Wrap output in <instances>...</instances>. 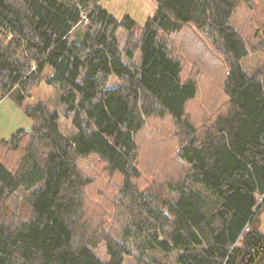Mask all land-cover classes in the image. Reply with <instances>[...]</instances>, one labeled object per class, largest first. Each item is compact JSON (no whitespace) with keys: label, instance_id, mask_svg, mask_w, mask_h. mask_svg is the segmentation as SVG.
<instances>
[{"label":"trees","instance_id":"obj_1","mask_svg":"<svg viewBox=\"0 0 264 264\" xmlns=\"http://www.w3.org/2000/svg\"><path fill=\"white\" fill-rule=\"evenodd\" d=\"M101 1L0 0V100L13 95L32 121L0 141V264H264V63L244 69L250 50L231 24L241 3L264 16V0H154L142 25ZM184 27L216 60L223 109L206 128L186 112L199 84L174 51ZM41 80L70 135L58 109L24 102ZM152 119L169 125L151 132ZM147 136L162 141L153 155ZM140 153L156 160L149 172ZM170 156L184 173L148 180ZM88 188L109 224L86 215Z\"/></svg>","mask_w":264,"mask_h":264},{"label":"rangeland","instance_id":"obj_2","mask_svg":"<svg viewBox=\"0 0 264 264\" xmlns=\"http://www.w3.org/2000/svg\"><path fill=\"white\" fill-rule=\"evenodd\" d=\"M101 5L108 12L117 17H121L126 13L129 14L133 19L136 20L139 25L144 24L146 19L151 16L156 10V3L154 0H102ZM231 24L241 34L250 50L249 54L244 57L241 62L244 69L248 73H252L256 69L261 67L264 63V49L261 48L260 45V42L264 39V16L252 12L244 3H241L231 18ZM176 34V40L174 41L173 45L175 44L174 51L180 54L182 66L185 68L183 77H196V80L199 84V91L197 93L196 99L188 103L186 112L188 115L192 116L191 118L196 117L199 119V116L202 115V125L206 128L211 124L213 114L217 111H222L223 109V105L220 101L217 104L221 105H215L216 101L214 97H216L215 93L219 92L220 84L218 76L216 75V77H213L215 76L216 72L214 68L216 66V60L213 59L207 53L206 49L196 41L197 39L191 36L192 39H190L189 41L186 40L187 38H189L190 34L185 27ZM118 39L120 41V46H123L127 39V32L123 29H120L118 31ZM255 46H257L258 49L253 50ZM188 55H192L194 61H190L189 59H187ZM135 56V60L138 61L139 53L137 52ZM209 93L210 95L208 96ZM212 100L213 102H215L211 107ZM37 101L45 102L50 109H58L60 113V129L67 135H70L73 132V127L71 126L70 121L62 115L60 108H58L60 106L57 93L50 85H47L43 80L35 82L34 86H32L30 97L26 98L24 102L26 104H33ZM201 103L205 104L207 107H202ZM158 120L159 119H152L150 123L151 132L152 129L159 126L164 127L167 126V124L169 125L166 120H161L158 122V124ZM31 125V119L17 104L13 95L6 96L0 100V141L3 139H7L12 132L19 128H24L27 130L30 129ZM153 133H157L156 136H159V133H162V135H164L163 131L160 130L158 132L154 130ZM146 138H149V136L143 137L140 140L142 146H145V143L147 141ZM153 142L150 143V146L148 145V143H146L147 147H149V154L152 155L154 154V152L160 150H158L157 146H161L160 142L162 141H157L159 144L155 141ZM142 155L143 154L140 153V159L138 160V162L140 163L139 167H142L141 169L143 173H146L150 171L148 165L156 162V160L153 158L148 160L145 155ZM13 156L14 155L8 156V161H10V163L13 162ZM162 159H164L162 164H164L165 166L168 165L166 168L169 169H166L165 172L162 169L157 170V176H149V174H147L146 176L148 177V180H152L155 178L162 181H165L167 179H176L184 173L185 168H182V165H179L178 167H171L172 164L169 161L172 159L171 156L170 158H161V160ZM175 160L177 161V163L181 164L176 158ZM87 191L89 192V196L86 198L84 205L86 215L88 217L94 216L95 220L100 219L109 224L103 218L102 212L99 211V208H101L100 200L102 199L97 196L94 189L88 188ZM104 193L105 197H111L113 195V192H111V190L110 192ZM95 210L98 211L95 212ZM258 218L259 230L264 234V207L261 208L258 214ZM127 244L130 245L133 254L138 253L136 247H133L132 243H130L129 240H127ZM95 252L100 259H102L103 261L107 260L108 257L106 255L105 245L103 243H100L98 245V247L95 249ZM176 256V251L173 250L170 252L169 257L171 260L176 259ZM123 264H134L133 257L126 258ZM149 264H153V262L150 261Z\"/></svg>","mask_w":264,"mask_h":264}]
</instances>
